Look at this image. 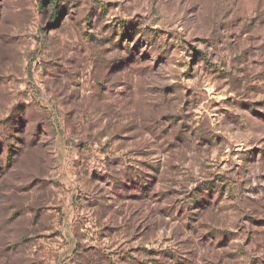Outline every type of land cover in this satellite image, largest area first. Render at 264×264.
<instances>
[{
	"label": "rangeland",
	"instance_id": "1",
	"mask_svg": "<svg viewBox=\"0 0 264 264\" xmlns=\"http://www.w3.org/2000/svg\"><path fill=\"white\" fill-rule=\"evenodd\" d=\"M51 1L0 0V264H264V0Z\"/></svg>",
	"mask_w": 264,
	"mask_h": 264
},
{
	"label": "trees",
	"instance_id": "2",
	"mask_svg": "<svg viewBox=\"0 0 264 264\" xmlns=\"http://www.w3.org/2000/svg\"><path fill=\"white\" fill-rule=\"evenodd\" d=\"M51 2H54V0H52ZM57 7H55V9H56Z\"/></svg>",
	"mask_w": 264,
	"mask_h": 264
}]
</instances>
